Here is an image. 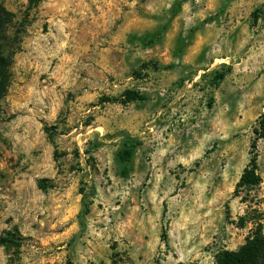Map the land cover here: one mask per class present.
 <instances>
[{"label": "rangeland", "instance_id": "obj_1", "mask_svg": "<svg viewBox=\"0 0 264 264\" xmlns=\"http://www.w3.org/2000/svg\"><path fill=\"white\" fill-rule=\"evenodd\" d=\"M0 1V264H220L264 237V0Z\"/></svg>", "mask_w": 264, "mask_h": 264}, {"label": "trees", "instance_id": "obj_2", "mask_svg": "<svg viewBox=\"0 0 264 264\" xmlns=\"http://www.w3.org/2000/svg\"><path fill=\"white\" fill-rule=\"evenodd\" d=\"M13 21V15L5 8L0 1V100L5 95L8 83H9V68L11 65L10 55L8 54L9 38L7 36L8 28ZM228 72H215L213 76L212 84L217 86L220 82L224 81ZM149 99L147 96L127 90L123 93L120 99L116 102L126 106L133 103H145ZM110 100H108L109 102ZM260 131L258 136L264 134V114L260 118L259 122ZM256 144H254V149ZM139 144L134 141H127L122 145V148L117 152V161L124 166L123 176L127 177L130 172V166L134 161L137 148ZM261 184V179L258 174L257 159L254 156L250 165L244 171L238 188H255ZM87 211V207L84 210V214ZM259 233H256L253 239H249L248 243L237 253L226 252L222 255L220 264H264V237L261 236L260 228Z\"/></svg>", "mask_w": 264, "mask_h": 264}]
</instances>
